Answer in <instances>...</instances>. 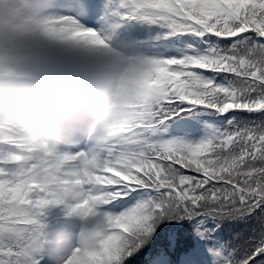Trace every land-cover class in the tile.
Listing matches in <instances>:
<instances>
[{
	"label": "snow or ice",
	"instance_id": "snow-or-ice-1",
	"mask_svg": "<svg viewBox=\"0 0 264 264\" xmlns=\"http://www.w3.org/2000/svg\"><path fill=\"white\" fill-rule=\"evenodd\" d=\"M59 8L53 33L71 21L69 39L116 41L147 65L152 95L121 141L59 153L49 180L51 159L24 166L16 134L0 136V264H50L46 242L71 214L102 221L106 241L65 264H264V0Z\"/></svg>",
	"mask_w": 264,
	"mask_h": 264
},
{
	"label": "clouds",
	"instance_id": "clouds-1",
	"mask_svg": "<svg viewBox=\"0 0 264 264\" xmlns=\"http://www.w3.org/2000/svg\"><path fill=\"white\" fill-rule=\"evenodd\" d=\"M61 14L59 0H0V136L16 134L24 166L53 161L42 180L59 175L56 156L81 142L100 155L121 141L152 95L142 83L147 65L116 41L102 47L69 39L77 27L71 21L55 26L68 32L53 33L49 22ZM105 241L102 221L71 214L52 228L49 262L65 264L76 249L102 252Z\"/></svg>",
	"mask_w": 264,
	"mask_h": 264
}]
</instances>
